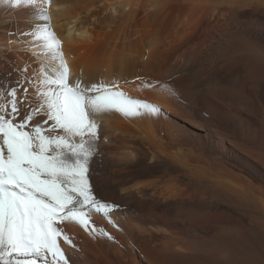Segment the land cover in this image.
I'll list each match as a JSON object with an SVG mask.
<instances>
[{
  "label": "bare ground",
  "instance_id": "bare-ground-1",
  "mask_svg": "<svg viewBox=\"0 0 264 264\" xmlns=\"http://www.w3.org/2000/svg\"><path fill=\"white\" fill-rule=\"evenodd\" d=\"M47 15L0 3V114L35 108L25 130L51 127L34 91L52 74L32 34L45 25L69 84L159 109L93 117L88 175L111 207L88 229L56 225L69 264H264V0H51Z\"/></svg>",
  "mask_w": 264,
  "mask_h": 264
},
{
  "label": "snow or ice",
  "instance_id": "snow-or-ice-1",
  "mask_svg": "<svg viewBox=\"0 0 264 264\" xmlns=\"http://www.w3.org/2000/svg\"><path fill=\"white\" fill-rule=\"evenodd\" d=\"M0 3L37 7L45 20L50 19L47 13L51 0ZM32 34L43 42L42 52L51 64V75L41 69L37 93L47 117L43 123L52 124L46 129L37 123L31 131L25 130L38 114L35 108L25 112L19 123L0 114V264H37L35 259L17 258L47 260L49 256V264H69L58 243L62 229L56 225L68 221L88 229L92 212L107 217L111 207L96 199L88 175L99 139V126L93 117L113 111L125 117L140 115L141 110L155 114L159 109L112 90L118 88L116 84L109 87L103 83L82 84L80 80L69 84V69L55 34L48 25L35 28ZM16 94V90L8 93L11 97ZM10 104L11 113L18 115V101L12 99ZM5 111V105L0 104V113ZM57 130L63 135L44 134ZM63 239L71 244L67 236Z\"/></svg>",
  "mask_w": 264,
  "mask_h": 264
}]
</instances>
